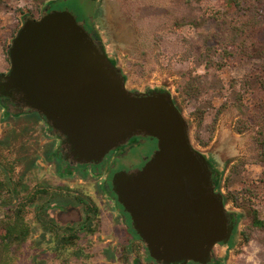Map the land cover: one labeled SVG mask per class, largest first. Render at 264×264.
I'll return each instance as SVG.
<instances>
[{
    "label": "water",
    "instance_id": "obj_1",
    "mask_svg": "<svg viewBox=\"0 0 264 264\" xmlns=\"http://www.w3.org/2000/svg\"><path fill=\"white\" fill-rule=\"evenodd\" d=\"M8 56L0 97L41 114L65 137L73 161L96 164L134 134L156 139L139 173L115 174L112 189L151 258L207 263L211 247L231 228L222 194L214 191L207 160L192 146L171 92L128 90L117 66L68 9L25 18ZM166 198H178L185 208L164 209Z\"/></svg>",
    "mask_w": 264,
    "mask_h": 264
},
{
    "label": "rangeland",
    "instance_id": "obj_2",
    "mask_svg": "<svg viewBox=\"0 0 264 264\" xmlns=\"http://www.w3.org/2000/svg\"><path fill=\"white\" fill-rule=\"evenodd\" d=\"M48 1L4 0L5 6H0V72L10 67L9 60L5 58L4 48L11 43L12 35L22 26L25 17L38 18ZM209 1L218 2L219 0ZM195 7L192 0H66L51 4L49 11H52V8L54 10L68 9L76 15L78 22L83 26L84 20H88V23L92 22L107 56L122 73L128 90L146 92L158 89L171 92L173 98L179 103L185 120L190 122L189 137L192 146L219 169L218 191L223 195L226 194L225 178L228 170L238 158H246L245 170L251 181L257 184L263 176V167L253 160L251 132H235V125L239 120H247L248 116L242 115L235 107H230L215 117L216 111L209 109L204 120V128L212 126L211 123L215 118L212 140L207 146L202 147L193 137L196 128L193 111L196 107L208 102H211L215 109L218 108L225 100L220 95L221 88L223 95L226 94L229 98L227 90L232 83L235 84L249 76L258 78L260 75L255 59L239 56L225 60L220 69L216 66H206L202 57L207 52L204 47L205 28L195 29L186 24L178 31L169 29L175 19L196 14ZM207 37H209L208 43L214 48L210 51L213 53L214 60H220L222 51L217 43L218 35L214 36L210 33ZM251 37L255 42L264 45V28L255 29ZM188 72L202 75L206 81L207 94L199 101H181L176 91L177 84L181 82V74ZM258 103H264V87L259 85L251 87L243 100V104L249 109ZM26 127L30 129L28 132H24ZM42 127V122L31 125L24 117L0 122V139L4 142L14 133L17 136L24 134L20 139L38 149L34 166L26 170V164L16 160L23 154L20 143L12 141L10 148L0 146V178L3 177L4 169L14 167V176L21 178L22 196L40 188L47 189L52 194V189L57 187L60 194L62 190H66L69 193L89 196L100 209L99 232L95 236L81 239V244L85 247L88 243L87 239L92 243V247L86 250L91 256L75 258L70 253L72 248H68L62 258H68L67 264H111L109 256L103 252L105 248L108 250L116 248L113 234L116 216L108 203V198L89 177L81 180L78 174L69 177H61L57 174L52 164L45 160L43 155L44 146L50 137L42 133ZM145 140L144 144L132 149L130 154L134 152L139 156L147 155L155 144L157 146V142H151L148 138ZM48 195L49 193L39 194L27 207L26 219L31 226L32 235L21 247L23 254L19 257V261L26 263L35 249L37 251L44 249L52 257L51 248L55 246L53 236L44 232L35 215L37 206L46 203ZM4 197V201H0V218L5 214L11 200H19L8 198V194ZM257 204L259 208L264 209V200L258 201ZM227 207L230 212L239 215L233 243L225 254L224 263L264 264L263 234L254 232L251 239L245 242L241 231L249 223L250 216L230 202H227ZM56 211L51 208L50 213L56 214ZM72 214L75 215L74 211L64 213L63 221L66 220L64 218L66 215L69 218L76 216ZM48 264H59V261L51 258Z\"/></svg>",
    "mask_w": 264,
    "mask_h": 264
},
{
    "label": "trees",
    "instance_id": "obj_3",
    "mask_svg": "<svg viewBox=\"0 0 264 264\" xmlns=\"http://www.w3.org/2000/svg\"><path fill=\"white\" fill-rule=\"evenodd\" d=\"M66 0H49V4L64 2ZM195 3L196 14L191 17L177 18L169 26L172 31L180 30L184 25L188 24L195 29L205 28L204 58L205 65L216 66L218 69L222 67L225 60L244 57L247 59H255L257 61V70L260 77H247L232 83L227 90L229 98L223 95L221 88L220 95L224 97V102L218 108H214L211 104L205 103L196 107L193 115L196 120V128L194 130V140L202 147L207 146L212 140V126L204 128V120L209 113V109L215 110V117L230 107H235L242 115H247L248 119L239 120L235 125V132L244 133L251 132L252 138V155L253 160L259 163L264 169V103L256 104L252 109L243 104L244 96L250 92L251 87L259 85L264 87V45L255 42L251 33L255 29L264 28V0H219L211 2L209 0H192ZM46 5V4H45ZM0 6H5L4 0H0ZM46 6H44L45 8ZM42 10L40 19L50 9ZM52 10H54L52 8ZM29 17V16H28ZM27 18V17H25ZM23 19V21L25 20ZM20 29V28H19ZM16 30L12 35L11 42L16 36ZM218 35V44L221 46L222 54L220 60H214L213 48L208 43L209 36ZM11 43L4 48L5 58L9 60L8 50ZM220 61V62H218ZM10 63V60H9ZM181 82L177 84L176 91L181 101L191 102L199 101L202 96L207 94L206 81L202 75L192 74L191 72L183 73L180 76ZM149 91V90H148ZM178 109L181 111L179 103L174 99ZM24 117L31 125L40 123L44 120L43 116L35 110L25 108L21 112L12 113L3 110L0 104V122ZM187 131L190 134V122L186 121ZM42 133L49 136L47 126L43 125ZM29 127L24 128V132H28ZM15 136V137H14ZM16 133L7 140L0 139V146L10 148L12 141L20 143L23 154L17 157V162H24L25 169L29 170L35 164L37 158V147L22 141ZM11 139V140H9ZM56 142H48L43 149L45 160L59 159V155L55 150ZM246 158H238L229 168L225 178L226 194H223L225 202H230L234 207L244 211L250 216V221L241 231V235L245 242H248L254 232L262 233L264 236V209L259 208L258 201L264 200V172L261 179L256 184L249 179L246 174L245 165ZM3 177L0 178V201H4V195L8 194V198H17L18 201L11 200L9 206L0 218V264H48L52 258L58 260L59 264H67L68 258H62V255L68 248H72L70 252L75 258H89L90 253L86 250L92 247V243L87 239L86 247L81 244V239L88 238L93 235L96 230V218L99 212L98 207L88 200H84V209L82 220L76 226L59 227L47 213L46 206L40 204L36 208L37 222L41 225L45 233H51L55 246L51 248L52 257L48 255L46 250H33L29 255L27 262L19 261V257L23 254L21 247L31 238L32 229L26 219L27 207L33 202V199L46 190L40 188L32 193L24 196L20 193V177L14 176V167L3 170ZM16 199V200H17ZM236 214L235 221H238ZM236 229V226H235ZM44 236V235H43ZM109 258L112 259V253Z\"/></svg>",
    "mask_w": 264,
    "mask_h": 264
},
{
    "label": "flooded vegetation",
    "instance_id": "obj_4",
    "mask_svg": "<svg viewBox=\"0 0 264 264\" xmlns=\"http://www.w3.org/2000/svg\"><path fill=\"white\" fill-rule=\"evenodd\" d=\"M45 6L46 7L44 9L51 8L49 1ZM83 23L85 29L91 34L96 43L99 44L105 51L93 23H88V20H84ZM8 70L0 72V74H6ZM1 79L2 77H0V81ZM0 104L3 107V110H7L8 112L12 113L21 112L26 108L7 97H0ZM40 122H42L43 125L47 126L48 130L50 131V139L48 142H56L55 150L57 152V155H59V159L53 158L52 160L48 161L50 164H52L57 174L61 177H69L73 176L74 174H78V178L81 180L87 179L89 177L96 182V185L99 186L100 190H102L105 196L108 198V203L110 204V207H112L116 216V227L113 229L115 239L114 244L116 248H112L111 250L105 248V251L103 250V252H106V255L108 256L109 251L110 253H112V259L109 258L111 264H162L150 257L145 241L139 236L136 229L133 227L130 214L118 201V198L112 189V181L114 175L121 172H125L129 176L137 175L146 161L152 156L153 152L156 149V144L154 145V147H152L147 155L139 156L134 152L130 154V151L135 147H139L144 144L146 138H148V140H150L151 142L155 141V143L156 139L143 134H134L127 140L122 141L121 143L114 146L111 150H109V152L106 153V155L101 159L100 162L96 164L80 163L73 161V159L71 158L68 147L65 143V137L58 131L54 130L45 118ZM134 138H136V140H134ZM129 143L131 144L128 145ZM204 157L207 160V167L214 183V191L217 194H220V192L218 191L220 180L219 169L205 155ZM184 189L186 192L189 191L187 186H185ZM52 190V194L47 189L46 193H41H49L46 203L42 204L46 206L45 208L47 210V213H49L51 219L59 227H65L69 225L76 226L82 220L83 209L85 208L83 204L84 200H88L98 207V205L87 195H80L74 192L69 193L66 190H62V194H60L58 187L53 188ZM219 199L222 200V212L227 219V224L231 228V231L222 234L221 238L211 247L209 261L205 264H225V254L228 251V248L232 245L236 232V215L230 212L227 207V202L224 201V198ZM177 201L178 198H166L163 205L160 204V206L164 207V209H167L172 213L181 212L185 208V205H178ZM51 208L57 210L56 214H53L52 212L50 213ZM69 211H74V214L76 216L72 214L75 217L69 218L67 217L68 215H66L64 216L66 220L63 221L62 215ZM99 214L100 209L96 218V230L94 231L92 236H95L96 233L99 232ZM191 215L196 216L197 213L193 212L191 213ZM109 241L111 243V240ZM111 245L113 244L111 243ZM184 264L202 263L187 259Z\"/></svg>",
    "mask_w": 264,
    "mask_h": 264
}]
</instances>
